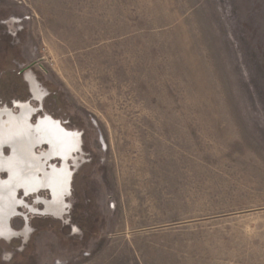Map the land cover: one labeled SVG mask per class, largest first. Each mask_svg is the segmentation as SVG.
<instances>
[{
  "label": "rangeland",
  "instance_id": "374dc122",
  "mask_svg": "<svg viewBox=\"0 0 264 264\" xmlns=\"http://www.w3.org/2000/svg\"><path fill=\"white\" fill-rule=\"evenodd\" d=\"M15 101L81 145L67 212L13 216L0 264H264V0H0Z\"/></svg>",
  "mask_w": 264,
  "mask_h": 264
},
{
  "label": "flooded vegetation",
  "instance_id": "af4514ba",
  "mask_svg": "<svg viewBox=\"0 0 264 264\" xmlns=\"http://www.w3.org/2000/svg\"><path fill=\"white\" fill-rule=\"evenodd\" d=\"M31 90L35 99L41 100V92L32 83ZM17 111L9 106L0 107V121L8 128L9 140L0 145V183L7 185L5 195L7 202L0 204V226L3 227L15 215H20L30 221V214L63 216L69 209L66 201L71 194L72 171L68 169V160L78 152L81 145L80 134L61 125L51 116H42L36 123L30 117L36 109L30 102L15 101ZM46 145L48 148H42ZM41 148V149H40ZM53 159H59L60 164H53ZM20 164L19 174L24 183L14 180ZM8 182V183H7ZM5 187V188H6ZM3 188L0 186V192ZM19 191L24 196L34 194V203L44 205L38 209L23 198H18ZM41 191H48L50 198L40 196ZM26 208L19 213L17 208ZM2 236L8 235L0 228ZM12 234V233H10ZM9 236V235H8Z\"/></svg>",
  "mask_w": 264,
  "mask_h": 264
},
{
  "label": "bare ground",
  "instance_id": "6f19581e",
  "mask_svg": "<svg viewBox=\"0 0 264 264\" xmlns=\"http://www.w3.org/2000/svg\"><path fill=\"white\" fill-rule=\"evenodd\" d=\"M12 180H14L15 182H17V177H16V175L14 176V179H12ZM8 183V182H7ZM18 183V182H17ZM3 185H7L6 183H4L3 181L0 183V186H1V188H3L2 190H1V192H0V204L1 205H4L6 202H7V199H8V195H5V191H6V189H7V187L6 186H3ZM6 187V188H5ZM6 219V222L4 223V226L3 227H1L0 226V228H2V230L4 229V231H6V233L8 234V235H11L10 233H13V230H12V228L9 226L10 225V223H9V218H5ZM0 235H1V233H0Z\"/></svg>",
  "mask_w": 264,
  "mask_h": 264
}]
</instances>
